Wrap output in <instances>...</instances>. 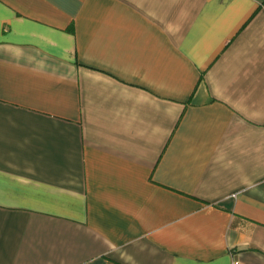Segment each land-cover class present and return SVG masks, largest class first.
Here are the masks:
<instances>
[{"label":"crops","instance_id":"crops-1","mask_svg":"<svg viewBox=\"0 0 264 264\" xmlns=\"http://www.w3.org/2000/svg\"><path fill=\"white\" fill-rule=\"evenodd\" d=\"M264 264V0H0V264Z\"/></svg>","mask_w":264,"mask_h":264},{"label":"built area","instance_id":"built-area-1","mask_svg":"<svg viewBox=\"0 0 264 264\" xmlns=\"http://www.w3.org/2000/svg\"><path fill=\"white\" fill-rule=\"evenodd\" d=\"M230 264H239V261L233 259Z\"/></svg>","mask_w":264,"mask_h":264}]
</instances>
